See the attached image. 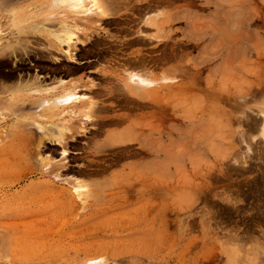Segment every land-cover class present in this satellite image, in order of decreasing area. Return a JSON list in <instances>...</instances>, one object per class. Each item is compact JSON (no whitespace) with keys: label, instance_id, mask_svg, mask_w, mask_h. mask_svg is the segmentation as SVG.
Returning a JSON list of instances; mask_svg holds the SVG:
<instances>
[{"label":"rangeland","instance_id":"rangeland-1","mask_svg":"<svg viewBox=\"0 0 264 264\" xmlns=\"http://www.w3.org/2000/svg\"><path fill=\"white\" fill-rule=\"evenodd\" d=\"M17 1L0 10V34H6L0 52L13 39L12 32L22 28L29 50L65 66V53L73 54L78 42H92L100 31L112 37L109 26L98 21L94 26L101 27H92L100 31L85 29L81 34L78 30L84 29L77 20L86 15L75 14L67 2ZM91 1L87 8L97 12V0ZM116 2L121 6L125 1ZM154 9L139 18L177 13L180 19L158 32L165 39L153 38L158 35L155 28L142 31L152 43L135 42L129 55L138 60L155 46L169 47L165 53L154 49L150 73L139 75L142 89L163 86L153 95L156 103L137 107L111 99L127 87L105 73L131 85L137 79L132 77L136 71L127 70L126 64L122 69L124 62L107 49L95 75L78 80L82 87L94 85L80 89L79 98L91 96L112 109L115 116L105 121L120 115L121 129L104 125L96 107L59 106L49 112L46 104L51 102L46 101L29 107L18 90L22 80L18 86L15 82L14 91L0 94V264H149L155 238L161 241L157 256L179 264L185 252L192 250L194 256L206 250L201 244L191 248L200 242L202 224L216 222L217 242L226 244L232 257L264 264V0H195L191 5L180 0ZM61 19L75 25L73 31L81 36L76 34L74 44L58 52L37 32L43 23V33L56 34ZM19 57L20 52L7 59L0 56V85L9 76L3 70L17 65ZM66 78L53 83H67ZM26 82L27 88L52 87ZM45 89L37 96L43 101ZM21 107H27L25 114ZM31 115L39 118L40 129H17ZM228 211L239 216L226 222L222 218ZM184 218L197 227L189 239L180 231ZM245 230L255 242L231 245L228 234ZM215 264L232 263L223 255Z\"/></svg>","mask_w":264,"mask_h":264},{"label":"bare ground","instance_id":"bare-ground-1","mask_svg":"<svg viewBox=\"0 0 264 264\" xmlns=\"http://www.w3.org/2000/svg\"><path fill=\"white\" fill-rule=\"evenodd\" d=\"M9 1L10 0H4L3 2L1 1V3H0V10L1 11H5V9L8 8V6L10 5L8 3ZM61 1L67 2L69 6L71 5V7H73V9L75 10L74 11L75 14H85L86 15V17L83 16L84 18H78V20H77V22L82 26V29H84V30H78L77 29L78 31H80V33L81 32L82 33L83 32L85 33V31H86L85 29H87V31H88V29H92L95 32H97L98 30L100 31V29H98V28H100L101 26H99V27L98 26H94V25H97L96 24V21H98V23L101 22L102 25H106V26H112L113 25V26L118 27L119 28V32L129 33V35L131 33L135 37L131 41H129V42L132 43V44L135 43V42H138V44L141 43L142 46L145 45V44H151L152 41H153L152 40L153 38H155V39H165V36L162 35V34H160V33H158V32L164 33L165 32V30H164L165 28L164 27L166 25H168V24H170V23H172L174 21H178L180 19V16L177 13L176 14H173V16H171V17H165V16L162 17V18L159 17L160 19H156V18L155 19H141V18H139L140 17L139 14L142 13V12H144L143 13V15H144L146 13V11H151L152 9H154V8L156 9L158 7L160 9V7H163L165 5L166 6L167 5H172L175 2L176 3L179 2L180 0H134V1H136L137 5L139 4L138 6L137 5L130 6V0H124L125 2H123L121 4V6L118 5V2H116V0H99V1H102V4L101 5L98 4L99 1L97 0V2H93L95 4L94 7H96V6L98 7V11L97 12L92 11L90 8H87V6L89 5V3H88L89 0H61ZM93 1H95V0H93ZM194 1L195 0H188V3L191 5V3H193ZM16 2H18V1L16 0ZM90 3H92V1ZM206 3H208V1H206ZM155 9H154V11H155ZM12 14L14 15L13 18H16V16H17L16 11L12 12ZM136 15H139V16H136ZM143 15H142V17H143ZM77 22L75 24H78ZM94 22H95V24H94ZM57 24H59V29L57 30V33L56 34H51L50 32L43 33L42 31H44V29L41 27V26H43V23L40 24L41 26L39 25L41 28L39 27V32H37V34L40 37H43L44 38V41L46 40L48 43L51 44L50 45L47 42H45L47 45H50V47L52 46L54 48V49L53 48H50V49H53V50H56V51L60 52V50H59L60 47L67 46L69 48V47H71L74 44V42H75L74 41L75 40V35L76 34L78 35V33H76L75 31H73V28H76L75 25H71L70 23H66L65 20H62V19H61V21L58 20V23ZM92 26L98 27V28H94ZM137 27H138V30H135ZM150 27H151V29H153V28L156 29L155 32H157L156 33V34H158L157 36H155V37L152 36L153 38H150V35H149V36H147L149 38H147L146 36L141 35V33H143L142 31H148L150 29ZM101 32L102 31H100L99 33H95L94 35L97 37V36H99L102 33H103L104 36L107 34V33H104V32L101 33ZM80 33H79L78 36H81ZM12 34H14V36H13V39L14 40L13 39L6 40L7 41L6 48H4L3 50H1V52H0V56L1 57H5L6 59L7 58H10L12 56L15 57V53H17V52H21V53H24V54L27 53V49H28L27 48V45H30V42H28V41H26V40H24V39L21 38L22 36H25L27 34L26 29H22V28L21 29H18V28H16L12 32ZM94 35H92V36H94ZM9 37H11V36H9ZM90 38H91V35H90ZM107 38H110V36L109 35H106V40H107ZM113 38H115V37H113ZM5 39H6V34H3V35L0 34V40H5ZM88 39H89V37H88ZM115 39H113V40H115ZM118 40L119 39H116V41H118ZM108 41H110V40H108ZM122 42H123V40H122ZM124 42H125V40H124ZM159 42H161V41L159 40ZM42 45L43 46H46V48H48L47 45H44V44H42ZM175 45H178V42H175ZM177 47L179 48V46H177ZM45 51L48 52L47 50H45ZM27 54H29V53H27ZM65 55H66L67 59L70 62L77 61L75 59L76 57L74 56V54H71V53L68 54V52H66ZM113 56H114V54H113ZM24 57H25V55H24ZM127 57H129V56H127ZM122 61L124 63L122 64V67L121 68L123 69V66L126 64L127 65L126 67L128 68L127 70H129V69L132 70L133 69L134 71H136L135 74H132V77L133 78H136L137 80H136V82H134L131 85L130 82H128L127 80L123 79L122 77H117V75L115 76V73L109 72L110 75H107L105 73V76L107 78L113 79V76H114L115 78H117L119 80L118 83H120L122 85L124 84L123 86H126L127 87V90H126L125 93H123L122 91H120V92H122V94H118L117 95V99H118L117 102L119 104L124 103L125 105L134 104V106H137V107H141V106L142 107L143 106L146 107V105L149 104V103H156L157 100H153V99H155L153 97V95L157 93L158 89L161 91L162 88H163V86H160V88L158 87V89L157 88H154V89H152V88L145 89L144 88V89H142L141 88V85L139 84L140 83V80H141V77L139 75H145V74H149L150 73L149 72V68H148V64L150 62H148L146 56H141L138 60H136L134 57H130V58H126V59H124ZM33 71H34V68H33ZM107 71H109V70H107ZM27 73H26V76H27ZM19 75H21V74H19ZM36 75H38V74H36ZM38 78L37 77L35 78V81L36 82L39 80ZM129 78H131V77H129ZM27 79H29V78H27ZM31 80H32V77H31ZM76 80H78V79H76ZM24 81L25 80H23V82ZM33 81H34V79H33ZM28 82H29V80H28ZM80 82L79 81H76V82H74V81L73 82H70L69 81L67 83L66 82H64V83L58 82L56 84L57 86L55 85V86H52L50 88L44 85L45 87H47L46 89L44 87H42L41 84H39L43 89H45L44 90L45 92L44 91L43 92H44V94H46V97H47V98H45L44 101L42 100L43 98L40 99L41 100V103L42 102H45V101H46V103L51 102L50 104H46L47 110H49V112L50 111L53 112V111L62 109V108H59V106H64L63 108H74V109L76 108L78 110L84 109V108H88L87 106H89L90 107L89 109H92L93 110L95 107H97L99 105L96 102H94V100H93L94 98H91V96H88V97L87 96L86 97L84 96L83 98H79L82 95H78L77 93H78V91L80 89L81 90L87 89V88H90L91 89L94 85L91 84L89 87L84 86L85 87L84 88V87H82L83 85L80 86ZM82 82H83V80H82ZM3 83L5 84V82H3ZM17 83H18L17 84V86H18L19 85V82H17ZM135 83H137V84H135ZM35 84L36 83H34L33 86ZM116 84H117V82H116ZM8 85H9V83H8ZM12 85H9V86L11 87ZM26 85L27 84H25V82H24L23 87L21 89H18V90H20L19 93H24V95H22L23 102H25L26 99H28L30 97L32 98L34 96H36V97L37 96H40L38 94L40 93V89H42V88L37 87L39 85L36 84L37 86L36 87H33V88H27L28 86H26ZM1 86H4V85H0V87ZM7 86L5 85V88L4 89H2L3 88L2 87L1 88L2 90L1 91L4 90V92H6V90H7L6 87ZM30 86H32V85L30 84ZM10 87H8V88H10ZM113 88L114 87H112V89ZM90 89H88V90L90 91ZM115 89H116V87H115ZM120 90H121V86H120ZM112 91H114V90H112ZM112 91H110L111 94H112ZM104 94H106V93H104ZM107 94H106V96H107ZM102 95H103V93H102ZM37 99H38V97H37ZM4 100H7V99L5 98ZM4 103H6V101ZM65 106H67V107H65ZM37 119H39V118L36 115H31L29 117H26L24 120H25V122L28 125H32L34 127V125H37V126L39 125ZM122 120H123L122 117L119 115L117 118H113V119L109 120L108 122H109V124L110 123L111 124H119V123L123 122ZM26 123H25V125H26ZM25 125H23V126H25ZM26 127H28V126H26ZM38 128L40 129L39 126H38ZM159 136H160V138L163 137L162 130L159 131ZM122 142H125V141H122ZM140 146L145 148V145L143 143H141ZM162 151H163V147H161L159 149V152L160 153ZM53 166H52V168H53ZM26 170H27V168H26ZM29 172L31 173V171H29ZM197 192H199V191H197ZM202 192L203 191L200 190L199 193H202ZM185 200H186V195L183 193V202L184 203H185ZM58 204H59V202H58ZM187 209H188V205L185 204L184 205V208H183V210H184V216L186 214ZM234 216L235 217H238L239 216L238 211H234V212L228 211V213L226 214V216H224L222 219L227 222L230 217H234ZM240 219H241L240 222H244V220L241 217H240ZM234 222H235V220H234ZM216 225H217V222L216 223H212V224H210L208 226H207V224L206 225L204 223L202 224V226H201V238H200V242L199 243L197 242V244L195 243L194 245H192L193 248H191V249H195L196 248V245L199 246V244H201L202 246L205 245L206 250L203 253H201L200 255L195 254L194 256H192L190 254L192 250H190L187 253L185 252V254L180 257V259H179L180 260V263L179 264H215L216 262H220V260H221V258H222L223 255L226 256L227 261L229 263L231 261L232 264H250L251 263V261L249 259H246L245 257H244V262L241 261L242 259H235L231 255V249H228V247L227 248L225 247L226 244L224 245V244H221V243H218L217 242V239H216L217 232L213 228V226H216ZM196 228L197 227H194V225L189 226L187 220L184 218V220L182 222V225L180 226V231H181L182 237L184 239H189L190 235H192L193 233L196 232ZM202 232H203V235H202ZM197 233H200V232H197ZM250 234L251 233L248 230H245L243 232H239V233H236L234 235L228 234V238L227 237L226 238L229 239V241L232 242L231 245H239L242 241H243V243H244V241L245 242H251V241H253L254 238H253V236L251 237ZM253 242H255V241H253ZM160 244H161V241L158 240V239H156V238L151 243V245H150L151 247L150 248H151V255L152 256L149 258V261H148L149 264H171L172 261H167V259H165V258H159L157 256V252L160 249L159 248L160 247ZM242 244H240V245H242ZM243 245H245V244H243ZM189 249H190V247L188 245L185 248V251H187Z\"/></svg>","mask_w":264,"mask_h":264},{"label":"flooded vegetation","instance_id":"flooded-vegetation-1","mask_svg":"<svg viewBox=\"0 0 264 264\" xmlns=\"http://www.w3.org/2000/svg\"><path fill=\"white\" fill-rule=\"evenodd\" d=\"M178 5H180V4H178ZM108 30L109 31L112 30V32L110 34L115 38L117 37L116 39H119V40L116 41V39L113 37L107 38V40H106L104 35H102V36L99 35L97 37L95 36L94 38H92L91 39L92 42H86L83 44L77 43V46L75 48V53L73 52V54L76 57L75 59L77 60V61H75L76 63L65 60V62L67 63V65H65V66L61 65V63H59L58 61H49L44 56H39L38 51L27 49V53H29V54H26V53L24 54V53L20 52L21 57L16 59L17 65H14V64L11 65L12 68H14V69L8 68V69L3 70L5 73H9L8 74L9 76L5 80V83H7L8 81L17 83L18 80H20V79L22 81L25 80L24 82H26V80L30 81L31 77H32V80H31V82H32L33 79L35 81V78L39 77L38 78L39 80L37 79L38 80L37 82L40 81V82H43L44 84H47L53 80L59 79V77H66V76L68 77L72 74H78L81 76H85L87 78L88 75H95L94 69H96L97 66L100 64V62H99L100 58H104L103 53L106 51V49H107V52L113 53L114 57L117 58L118 60L122 61L126 58H130L131 56L129 55V53H130L129 49H130V46L132 45V43H130L129 41H131L135 36L132 35L131 33L129 35V33L119 32V28L116 26H113V25L109 26ZM113 39H115V40H113ZM108 40H110V41H108ZM122 40H123V42L125 40V42L123 43ZM104 41H108L109 44L107 46H105ZM133 44H135V43H133ZM152 46H155V45H152ZM34 48H36V47H34ZM40 48H42V47H37L36 49L39 50ZM147 48L148 47H144L145 50H147ZM154 49H156V51H158L160 53H165V52L170 51L169 47L159 48V47L155 46V47H153V50ZM152 51H148L147 53H144L146 55L147 60L150 61V63H149L150 67L152 66V63H151L152 59L150 58L151 55H149V54ZM178 51H180V48ZM174 52H177V51H174ZM23 54L25 55V57ZM155 55H159V53H157ZM127 56H129V57H127ZM33 68H34V71H33ZM26 73H27V76H26ZM17 74L18 75L21 74V75L18 76ZM36 74H38V75H36ZM27 78H29V79H27ZM34 97L36 98V96H34ZM34 97H32V100ZM111 99H113L116 102L118 101L117 95L112 96ZM102 100H104V98ZM74 154H81V152H75Z\"/></svg>","mask_w":264,"mask_h":264},{"label":"crops","instance_id":"crops-1","mask_svg":"<svg viewBox=\"0 0 264 264\" xmlns=\"http://www.w3.org/2000/svg\"><path fill=\"white\" fill-rule=\"evenodd\" d=\"M82 76L81 75H78V74H72V75H70V76H68L65 80H67L68 82L69 81H74V82H76V81H78L80 78H81ZM76 79H78V80H76ZM56 81V80H55ZM54 82V80L53 81H51L50 83H48L47 85L48 86H53V85H56L57 83H53ZM8 83H9V85H12L11 87L8 85ZM5 85L7 86L6 87V89L8 90V91H14V89H15V86H16V84H15V82H7V83H5ZM5 85H4V87H5ZM4 87H3V89H4ZM8 87H10V88H8ZM12 88V89H11ZM11 89V90H10ZM2 90V89H1ZM6 90V92H8ZM4 94L5 92H4V90L3 91H0V94ZM96 95H98V94H96ZM45 98H47V97H45ZM31 99V97L30 98H28V99H26V101L29 103L28 105H29V107L31 106V105H33V104H36L37 102L40 104L41 103V98H39V100L37 99V101H35V100H30ZM40 101V102H39ZM103 100L101 99V102H102ZM33 104H32V103ZM101 107V108H100ZM103 107V108H102ZM26 109H27V107L26 108H21V109H19L20 111H21V113L22 114H25L26 113ZM111 111H112V109H110L109 107H105L104 105H102V104H99L97 107H96V109H95V112L99 115V116H101L100 118L103 120L102 122H103V124L105 125H108L109 126V129H121V124L122 123H119V124H108V121H105V120H108V119H110V118H112V117H114L115 115H113L112 113H111ZM105 121V122H104ZM25 121H19L18 122V124H17V129H35V127H30V125H28L27 123H26V125H25ZM23 125H25V126H23ZM26 126H28V127H26Z\"/></svg>","mask_w":264,"mask_h":264}]
</instances>
